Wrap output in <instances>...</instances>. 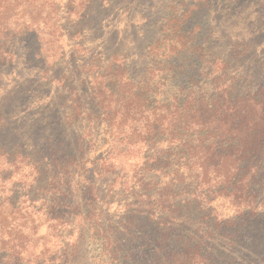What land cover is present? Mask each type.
Returning a JSON list of instances; mask_svg holds the SVG:
<instances>
[{
    "label": "rangeland",
    "instance_id": "1",
    "mask_svg": "<svg viewBox=\"0 0 264 264\" xmlns=\"http://www.w3.org/2000/svg\"><path fill=\"white\" fill-rule=\"evenodd\" d=\"M172 25L205 67L212 58L230 61V74L250 76L264 100V0H0V108L6 113L0 144L20 155L0 180L1 217L8 222L0 239L13 233L24 243L15 264H98L102 241L92 240L88 219L97 227L117 224L125 211L119 204L132 202L131 180L143 176L144 160L140 151L119 158L107 151L101 141L113 134L99 128L101 100L93 92L119 67L136 80L148 77L156 65L145 59L148 46ZM262 136L250 190L254 210L247 208L249 195L240 200L241 211L226 198L214 203L218 221L229 224L212 238L223 262L264 264ZM58 144L57 160L72 157L80 165L49 164ZM233 235L239 237L232 246ZM6 247L3 258L11 253Z\"/></svg>",
    "mask_w": 264,
    "mask_h": 264
},
{
    "label": "trees",
    "instance_id": "2",
    "mask_svg": "<svg viewBox=\"0 0 264 264\" xmlns=\"http://www.w3.org/2000/svg\"><path fill=\"white\" fill-rule=\"evenodd\" d=\"M169 27L162 39L148 46L145 59L156 64L148 77L136 80L119 67L93 92L101 100L99 128L113 134L101 143L118 158L140 151L144 160L143 176L131 180L132 202L119 204L125 211L117 224L97 227L95 218L88 219L92 240L102 241L98 264H231L211 249L212 238L229 226L218 221L219 205L214 203L226 198L241 211L244 205L239 202L249 195L252 207L247 208H255L250 190L256 162L262 158L257 142L263 138L264 100L251 88L250 76L230 74V61L212 58L205 67L196 48L182 57V51L191 50L190 41L177 25ZM157 64L162 69L156 84ZM3 108L1 127L6 119ZM59 148L50 153L48 149L49 164L66 170L80 165L72 157L57 160ZM19 156L0 144V180ZM3 190L0 185V195ZM3 210L0 203L2 230L8 223L1 217ZM8 237L0 239V264L21 260L24 243L13 233ZM236 237L230 245L236 244ZM6 246L11 253L3 258Z\"/></svg>",
    "mask_w": 264,
    "mask_h": 264
}]
</instances>
